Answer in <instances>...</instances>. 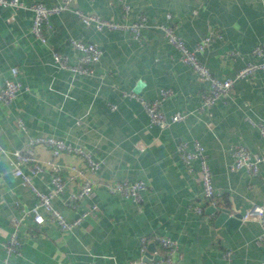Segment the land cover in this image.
<instances>
[{
    "label": "crops",
    "instance_id": "obj_1",
    "mask_svg": "<svg viewBox=\"0 0 264 264\" xmlns=\"http://www.w3.org/2000/svg\"><path fill=\"white\" fill-rule=\"evenodd\" d=\"M26 6L39 2L52 7L59 0H20ZM131 12L124 17L116 0H71L70 7L86 15L95 14L116 23H131L145 16L148 28L141 42L121 31L98 33L86 28L72 12L50 16L52 32L45 45L30 34L32 13L0 8V87L16 80L21 92L9 106L0 104V242L10 233V220H20V256L13 264H131L140 258V238L156 236L177 243L176 264H222L225 249L233 251L232 264H264V244L256 243L261 233L257 220L241 221L229 230L216 223L198 183L195 164L188 173L176 144L198 140L205 147L216 190L222 194L219 209L242 214L252 205L264 208V163L256 177L244 171L230 172L231 148L243 145L264 157V138L258 124H264V71L249 80L234 82L230 91L214 106L200 111V92L205 84L190 68L178 61V53L167 43L158 26L174 23L188 48L210 34L218 33L200 55L205 66L219 79L233 78L252 60L256 46L264 49V0H128ZM171 14V21L166 19ZM94 43L102 50L93 78L74 76L54 65L52 51L66 56L71 64L78 54L68 39ZM234 55H231V54ZM169 89L172 96L161 110L186 115L183 122L168 128L149 127L139 102L124 97L133 92L147 101ZM111 106H115L112 110ZM21 121L23 128L19 127ZM257 124V125H256ZM52 136L81 147L96 161H103L94 174L78 156L62 154L54 164L64 187L52 199V206L67 221L92 211L80 226L62 233L46 220L36 225L19 209H30L33 193L13 177L9 153L21 149L30 138ZM42 172L32 178L37 190H52L53 176L48 162L51 153L34 149ZM75 166L83 175L70 171ZM29 173L28 166H21ZM86 180L114 183L142 180L146 189L139 205L97 185L89 198L67 205ZM17 205V206H16ZM203 209L198 215L194 208ZM3 251L0 247V263Z\"/></svg>",
    "mask_w": 264,
    "mask_h": 264
},
{
    "label": "built area",
    "instance_id": "obj_2",
    "mask_svg": "<svg viewBox=\"0 0 264 264\" xmlns=\"http://www.w3.org/2000/svg\"><path fill=\"white\" fill-rule=\"evenodd\" d=\"M71 0H59L52 7H47L42 3L36 2L30 6H26L20 0H0V8L8 10H28L32 13V24L30 34L40 44L47 43V37L52 32L50 24V16L60 15L64 12L74 13L86 28H92L98 33L105 31H121L129 34L132 39L138 43L141 42L142 31L148 28L147 19L145 16H138L131 23H116L101 18L98 15H86L79 10L70 7ZM120 5L124 17H127L131 12V6L128 0H116ZM171 14L166 15V19L171 21ZM164 35L167 43L178 53V61L191 69L197 80L205 84V88L200 92L201 106L200 111L208 109L216 104V102L226 95L234 82L238 80H249L258 71H264V49L261 46H256L251 51L252 60L240 68L233 78L219 79L205 66L200 59L210 44L220 39L221 35L213 33L205 37L200 43L192 48H188L177 33V26L174 23L158 26ZM70 46L78 54L76 61L71 64L68 58L57 51H52V60L54 65L62 70H67L74 76L93 78L95 76V67L99 64L102 50L94 43H85L74 38H69ZM231 55H234L233 53ZM11 79H7L0 87V104L9 106L15 98L23 91L29 89L23 87L16 80L18 68L10 69ZM124 97L136 100L141 105L147 118L149 127L168 128L172 124L183 122L186 115L179 112L167 115L161 108L162 104L172 96V91L169 89H160L158 96L147 101L133 92H124ZM114 110L115 106H111ZM19 127L23 128L21 121L18 122ZM257 125V124H256ZM262 137L264 138V124H258ZM36 147H44L51 153L52 160L48 162V166L53 173L51 178L52 190L48 193L41 192L32 183V178L42 172V165L39 159L35 156L34 149ZM176 153L185 166L188 173L193 172V166L196 164L199 169L198 183L201 186L202 198L208 208L219 209V202L222 199V194L219 193L213 185L212 175L208 163V157L205 147L198 140H193L191 144L180 141L176 144ZM0 152H6L0 149ZM14 160L11 161L13 167L12 175L18 178L23 187L28 188L36 198V202L30 209H19V213L23 217L31 218L36 225H42L46 220L54 224L62 233H68L81 225L83 220L96 209L93 205L91 210L84 211L72 221H67L64 216L52 206V199L55 196L62 194L64 182L58 174V169L54 164L62 154H70L80 157L87 165V170L90 174L96 173L102 166L103 161H96L91 154L85 152L81 147L72 146L64 140L57 139L52 136H36L30 138L21 149L14 150L9 153ZM232 162L228 165L230 172L244 171L249 177H256L259 173V167L264 163V157L251 152L243 145H235L231 148ZM28 166L29 173L22 171L21 166ZM70 171L77 175H83L81 170L75 166L70 167ZM100 185L106 189L109 194L119 195L125 199L131 200L134 204L139 205L142 202V192L146 189L144 181L129 180L116 181L114 183H95L92 180H86L79 190L72 194L67 205L71 206L74 203L89 198L93 194L95 186ZM17 206V205H16ZM195 212L198 215L203 214V209L195 206ZM257 220L261 223V233L256 238L258 245L264 244V208L256 204L252 205L241 216V221ZM10 233L8 238L0 242V247L3 251V257L0 264H13L12 259L20 256L22 242L19 236L20 220L12 217L10 220ZM150 240L147 237L140 238V258L131 264H176L174 255L177 254V243L167 237L156 236L153 238V243L158 246L157 250L151 251L149 246ZM233 251L225 249L222 253V264H232ZM96 264V263H91ZM113 264H119L114 262Z\"/></svg>",
    "mask_w": 264,
    "mask_h": 264
},
{
    "label": "water",
    "instance_id": "obj_3",
    "mask_svg": "<svg viewBox=\"0 0 264 264\" xmlns=\"http://www.w3.org/2000/svg\"><path fill=\"white\" fill-rule=\"evenodd\" d=\"M208 212L210 213H218L216 223L219 225H223L227 227L229 230H233L234 228L238 227L241 223L240 218L242 214H237V215H231L230 212L226 209H220L216 210L214 208H208ZM150 248V247H149ZM174 262L177 263V255H174Z\"/></svg>",
    "mask_w": 264,
    "mask_h": 264
}]
</instances>
